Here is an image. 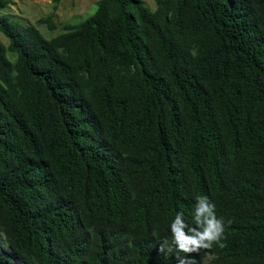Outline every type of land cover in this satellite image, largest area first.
<instances>
[{"label":"trees","instance_id":"obj_1","mask_svg":"<svg viewBox=\"0 0 264 264\" xmlns=\"http://www.w3.org/2000/svg\"><path fill=\"white\" fill-rule=\"evenodd\" d=\"M155 3L49 39L0 0V264H177L197 195L226 247L196 264H264V0Z\"/></svg>","mask_w":264,"mask_h":264},{"label":"clouds","instance_id":"obj_2","mask_svg":"<svg viewBox=\"0 0 264 264\" xmlns=\"http://www.w3.org/2000/svg\"><path fill=\"white\" fill-rule=\"evenodd\" d=\"M193 213L194 226H189L184 220L183 212H177L170 223V237L159 242V253H176L177 264H196L193 254L201 250H210L213 245L226 247L225 222L223 217H217L216 206L207 196L195 197ZM231 224V221H228ZM183 253L185 255L181 256Z\"/></svg>","mask_w":264,"mask_h":264},{"label":"rangeland","instance_id":"obj_3","mask_svg":"<svg viewBox=\"0 0 264 264\" xmlns=\"http://www.w3.org/2000/svg\"><path fill=\"white\" fill-rule=\"evenodd\" d=\"M11 4L3 10V15L12 17L23 23L36 25L40 31L47 37L52 38L62 31L65 24H75L94 14L98 8L100 0H63L54 18L57 25L55 31H50L46 24H40L41 19L46 18L53 12V0H10ZM146 4L155 9V0H144ZM2 41L8 45V40L1 34ZM12 59V57L10 56ZM0 249L6 251L7 246L4 245L0 237ZM20 264V263H16Z\"/></svg>","mask_w":264,"mask_h":264}]
</instances>
